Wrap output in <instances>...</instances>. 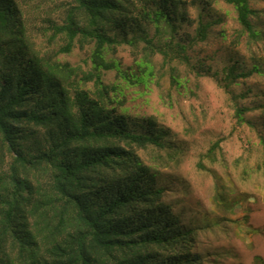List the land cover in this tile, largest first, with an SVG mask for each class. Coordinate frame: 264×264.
Masks as SVG:
<instances>
[{"label":"trees","instance_id":"trees-1","mask_svg":"<svg viewBox=\"0 0 264 264\" xmlns=\"http://www.w3.org/2000/svg\"><path fill=\"white\" fill-rule=\"evenodd\" d=\"M222 1L250 40H264L252 0ZM209 4L0 0V264L208 263L197 250L200 227L183 225L139 153L164 149L169 134L145 129L152 119L140 132L129 125L117 111L125 102L117 80L149 87L168 66L172 86L186 89L173 64L198 71L189 52L221 22L207 20ZM121 46L132 51L128 68L110 56ZM77 47L89 49L84 66L61 58ZM201 70L232 95L240 80L262 73L259 65ZM236 106L238 123L251 124V109Z\"/></svg>","mask_w":264,"mask_h":264},{"label":"rangeland","instance_id":"rangeland-1","mask_svg":"<svg viewBox=\"0 0 264 264\" xmlns=\"http://www.w3.org/2000/svg\"><path fill=\"white\" fill-rule=\"evenodd\" d=\"M207 1L211 13L207 20L221 22L206 43L189 52L192 65L203 76L174 62L188 83L186 89L172 86L168 66L157 72L149 87L119 79L125 102L117 111L138 132L152 119L156 124L145 129L164 128L169 134L164 149L150 147L139 153L158 172L165 199L181 215L183 225L200 227L197 250L207 264H264V40L249 39L232 6ZM251 6L257 11L252 22L264 32V0H252ZM200 10L191 8V16L196 18ZM88 51L77 47L61 58L84 66ZM110 56L124 68L133 65L128 46L118 47ZM156 62L160 66L162 57ZM201 65L220 75L230 65L240 72L259 65L262 73L240 80L232 95L204 74ZM106 80L116 83L115 72H109ZM237 104L251 109L246 113L251 124L238 123ZM213 146V154L206 155ZM213 220L218 225L210 226Z\"/></svg>","mask_w":264,"mask_h":264}]
</instances>
